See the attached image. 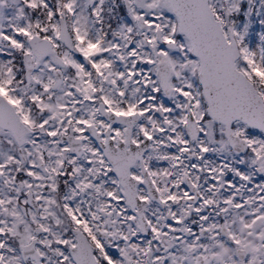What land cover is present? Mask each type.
<instances>
[{
	"label": "snow or ice",
	"instance_id": "snow-or-ice-1",
	"mask_svg": "<svg viewBox=\"0 0 264 264\" xmlns=\"http://www.w3.org/2000/svg\"><path fill=\"white\" fill-rule=\"evenodd\" d=\"M0 264H264V0H0Z\"/></svg>",
	"mask_w": 264,
	"mask_h": 264
}]
</instances>
